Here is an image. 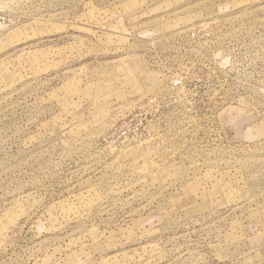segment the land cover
<instances>
[{"label": "rangeland", "instance_id": "obj_1", "mask_svg": "<svg viewBox=\"0 0 264 264\" xmlns=\"http://www.w3.org/2000/svg\"><path fill=\"white\" fill-rule=\"evenodd\" d=\"M0 264H264V0H0Z\"/></svg>", "mask_w": 264, "mask_h": 264}]
</instances>
